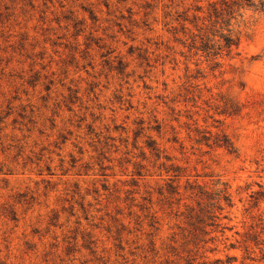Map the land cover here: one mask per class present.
Segmentation results:
<instances>
[{
	"label": "rangeland",
	"instance_id": "374dc122",
	"mask_svg": "<svg viewBox=\"0 0 264 264\" xmlns=\"http://www.w3.org/2000/svg\"><path fill=\"white\" fill-rule=\"evenodd\" d=\"M207 2L0 0V264H264V12L206 59Z\"/></svg>",
	"mask_w": 264,
	"mask_h": 264
},
{
	"label": "trees",
	"instance_id": "16d2710c",
	"mask_svg": "<svg viewBox=\"0 0 264 264\" xmlns=\"http://www.w3.org/2000/svg\"><path fill=\"white\" fill-rule=\"evenodd\" d=\"M206 12H202V8L197 7L191 18L187 15L188 10L178 16L177 22L181 21V33L187 39L183 43H187L189 51H194L195 54H201L206 59L215 60L225 53L230 55L238 49L240 38L232 29V21L240 17V10L248 8L254 9L260 13L264 12V0H207ZM181 16H183L181 18ZM193 32H191V29ZM226 103L222 107V114L237 115L239 108L234 103ZM205 142L209 139L204 137ZM212 145L218 148H223L228 154L235 155L236 149L232 142L223 136L221 139L215 138ZM210 203L207 205V216L202 215L203 209L193 214L191 220H207L215 223L218 220L216 212H221L223 207L221 202L230 207V197L225 190L212 194L208 199ZM200 203L197 204L199 206ZM217 226V225H216ZM218 227V226H217Z\"/></svg>",
	"mask_w": 264,
	"mask_h": 264
}]
</instances>
